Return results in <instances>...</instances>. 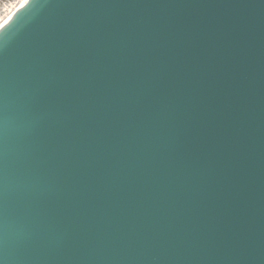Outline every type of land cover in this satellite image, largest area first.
Masks as SVG:
<instances>
[{"label":"water","instance_id":"obj_1","mask_svg":"<svg viewBox=\"0 0 264 264\" xmlns=\"http://www.w3.org/2000/svg\"><path fill=\"white\" fill-rule=\"evenodd\" d=\"M0 260L264 264V0H25Z\"/></svg>","mask_w":264,"mask_h":264},{"label":"built area","instance_id":"obj_2","mask_svg":"<svg viewBox=\"0 0 264 264\" xmlns=\"http://www.w3.org/2000/svg\"><path fill=\"white\" fill-rule=\"evenodd\" d=\"M21 0H0V17L13 9Z\"/></svg>","mask_w":264,"mask_h":264},{"label":"bare ground","instance_id":"obj_3","mask_svg":"<svg viewBox=\"0 0 264 264\" xmlns=\"http://www.w3.org/2000/svg\"><path fill=\"white\" fill-rule=\"evenodd\" d=\"M25 0H21L12 10H10L5 18L0 21V27L7 22L13 12L24 2Z\"/></svg>","mask_w":264,"mask_h":264},{"label":"rangeland","instance_id":"obj_4","mask_svg":"<svg viewBox=\"0 0 264 264\" xmlns=\"http://www.w3.org/2000/svg\"><path fill=\"white\" fill-rule=\"evenodd\" d=\"M12 10V9H11ZM8 12L5 15H1L0 21L7 16Z\"/></svg>","mask_w":264,"mask_h":264},{"label":"snow or ice","instance_id":"obj_5","mask_svg":"<svg viewBox=\"0 0 264 264\" xmlns=\"http://www.w3.org/2000/svg\"><path fill=\"white\" fill-rule=\"evenodd\" d=\"M0 264H4V262L2 260H0Z\"/></svg>","mask_w":264,"mask_h":264}]
</instances>
